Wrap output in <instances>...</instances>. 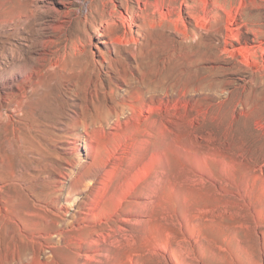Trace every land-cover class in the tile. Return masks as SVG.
I'll list each match as a JSON object with an SVG mask.
<instances>
[{"label":"rangeland","instance_id":"obj_1","mask_svg":"<svg viewBox=\"0 0 264 264\" xmlns=\"http://www.w3.org/2000/svg\"><path fill=\"white\" fill-rule=\"evenodd\" d=\"M0 68L34 89L0 94V264H264V0H0Z\"/></svg>","mask_w":264,"mask_h":264},{"label":"bare ground","instance_id":"obj_2","mask_svg":"<svg viewBox=\"0 0 264 264\" xmlns=\"http://www.w3.org/2000/svg\"><path fill=\"white\" fill-rule=\"evenodd\" d=\"M229 31H231L234 36L236 35V32H234L233 30H229ZM118 43H116V44H118ZM223 49L225 52H230L229 49L226 47H224ZM11 68L13 69V67H11ZM1 69L2 68H0V70ZM21 73H22V71L21 72L18 71V73H15L12 70L11 72L8 73L7 76L2 78L1 84H0V94H1V92H3V90H5V89L7 90V88H10L12 86L18 88V92H16V93L14 92L11 94H13V96H15V97L16 96L18 97V100L15 104L14 109L17 112H19L20 114H22L20 119H24L25 116L27 117L28 114L30 115V109H31L30 105H32V104H30V96H31V94H33L34 89H31L30 87H29V89H27L26 85L24 84V81H19V77L21 76L20 75ZM129 87H130L129 90L127 91L128 95H126V96L129 98L127 100V101H129V103L127 104V106H128L127 111L129 112L131 117L138 118L139 116L145 115V113L147 114L150 111H152L154 107L151 104V102H153V98L155 97V96L153 97L154 94L150 93V92L147 95L142 94V93L135 91L134 86H129ZM130 93L133 94V99H131ZM6 94H10V93H6ZM164 97L165 96L162 93L158 95L157 101H158L159 108H162L165 105V98ZM126 114H127V112H126ZM81 115H84V117L87 116L86 112H84V114L83 113L80 114L76 110H73V113L71 115V118H72L71 122L72 123H70V124H72V126H76V127L81 126L82 129L87 132L86 135L88 137H84V140H83V142H84L83 148H84L85 153H86V158H85V161H79L78 162V165L80 166L79 176L82 175L84 177L87 173L89 176V177H86V178H88L87 183H88V185H92L100 178L99 176H102L103 174H105L107 172V167H108L109 161H110L111 157L114 155V152L112 150H110L109 147H108V149L103 150L99 146L100 145L99 138L105 132V123H107L106 120H108V119L105 120L106 122H103L102 119L93 120L91 118L89 119L88 117H87L88 119H84V118H81ZM30 117H33V116H30ZM27 119H29V118L27 117ZM32 120H33V118H32ZM110 124H113L114 127L121 126L120 114L116 113L113 116V119H112ZM68 130H70V128ZM73 140H70V142H72V145L64 147V149H66V151L68 153L69 152H75V151L79 150V145L77 143H75ZM85 169H87V171ZM78 183H80V182H78ZM77 188L78 189L80 188L79 190H84V191L86 189V187L85 188L84 187L83 188L77 187ZM85 200L73 195V192L69 193L65 197L66 204L69 205L70 207L71 206L82 207L86 204Z\"/></svg>","mask_w":264,"mask_h":264}]
</instances>
